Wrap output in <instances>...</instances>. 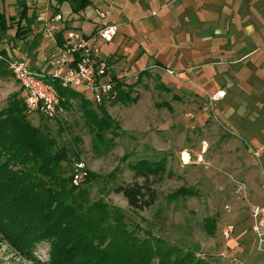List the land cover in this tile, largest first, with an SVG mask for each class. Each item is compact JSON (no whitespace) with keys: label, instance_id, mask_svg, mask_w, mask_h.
<instances>
[{"label":"rangeland","instance_id":"rangeland-1","mask_svg":"<svg viewBox=\"0 0 264 264\" xmlns=\"http://www.w3.org/2000/svg\"><path fill=\"white\" fill-rule=\"evenodd\" d=\"M49 2L37 5L34 0H26L30 10L37 13L28 40H8L9 36L4 35L0 43L9 51L14 49L17 58L34 72L47 74L48 80L52 67L46 59L51 45L47 42L38 45L33 35L35 28H40L39 24L44 28L40 18L52 13ZM0 8L6 15L18 11L16 0H0ZM69 8L68 2L63 3L61 12L68 15ZM85 12L90 15V8ZM103 44L113 48L111 44ZM260 53L255 55L256 58L262 55ZM118 78L129 83L131 97L137 98L135 101L105 103L113 121V132L107 133L109 140L105 145L94 141L82 115L79 97L70 102L66 117L34 113L28 114L29 119L48 130L59 144L78 153V160L72 158L71 163L81 161L83 173L90 171L98 176L91 195L102 196L109 204L120 207L128 221L142 224V220L150 221L158 214L165 218L164 225L169 228L177 223L185 225L187 238L199 247L195 257L207 264H264V237L263 250H259L251 216L254 205L264 204L261 177L264 150L258 158L251 151L257 145L264 148V110L257 106L248 115L249 111L243 106L215 108L207 95L197 100L174 99L160 86L154 71ZM12 94L23 96V91L12 76L0 78V109ZM160 102L166 105H160ZM251 102L247 101L248 104ZM92 107L96 109L93 103ZM230 111L233 114L221 113ZM139 159L163 160L165 165L160 180L152 181V189L157 193L154 203L144 209H133L121 194L110 189L113 185L131 181L130 164ZM111 172L113 176L109 178L107 175ZM178 187H192L195 194L168 202L167 194ZM205 222L207 232L203 227ZM258 227L260 231L264 230V224ZM172 230L166 236L174 243L181 234H177L175 228ZM224 231H227L226 235ZM47 256L46 242L35 244L26 254L0 236V264H40Z\"/></svg>","mask_w":264,"mask_h":264},{"label":"trees","instance_id":"trees-1","mask_svg":"<svg viewBox=\"0 0 264 264\" xmlns=\"http://www.w3.org/2000/svg\"><path fill=\"white\" fill-rule=\"evenodd\" d=\"M49 1L53 13H59V6L65 1L71 14L88 5V0ZM16 4V14L6 15L0 8V43L4 35L9 36L8 40L26 42L33 31L36 11L30 10L26 0H16ZM33 36L37 42L40 35ZM56 40L60 45L61 32L56 34ZM0 46V78H5L12 76L6 59L17 56L14 49L9 51ZM143 72L146 70L139 74ZM112 79L117 95L110 104L136 100L137 96L130 95L129 83L118 77ZM54 85L67 110L70 99L79 97L82 115L94 141L105 145L109 140L107 133L113 132L105 102L96 104L95 109L79 92L61 88L58 83ZM23 97L24 93L23 96L12 94L0 109L1 238L26 254L35 244L46 242L48 256L40 264H207L195 257L199 247L187 238L185 225L177 223L169 228L164 225L165 218L158 214L150 221L142 220V224L128 221L120 207L109 204L102 196L91 195L98 176L90 171H85L74 186L71 178L75 162L71 163V159L78 160V153L59 144L48 130L31 122ZM164 165L163 160L139 159L130 164L131 181L113 185L110 191L121 194L131 208L144 209L157 198L151 185L154 179L160 180ZM107 176L111 178L113 173ZM192 189L178 187L167 194V201L191 196L195 194ZM206 224L203 227L207 232ZM173 228L181 235L177 242L171 243L166 235Z\"/></svg>","mask_w":264,"mask_h":264},{"label":"crops","instance_id":"crops-1","mask_svg":"<svg viewBox=\"0 0 264 264\" xmlns=\"http://www.w3.org/2000/svg\"><path fill=\"white\" fill-rule=\"evenodd\" d=\"M94 8L109 11L106 20L118 29L107 42L113 48L99 43L111 78L154 71L174 99L209 98L222 89L215 108L243 106L248 115L257 106L264 110V0H88L77 14L62 13L65 26L93 33L99 24ZM37 35L38 45L52 49L50 39Z\"/></svg>","mask_w":264,"mask_h":264},{"label":"built area","instance_id":"built-area-1","mask_svg":"<svg viewBox=\"0 0 264 264\" xmlns=\"http://www.w3.org/2000/svg\"><path fill=\"white\" fill-rule=\"evenodd\" d=\"M109 11L94 8L98 27L93 33L85 34L77 28H66L61 13L45 14L41 17L43 37L53 42V47L47 56V62L52 67L49 75L34 72L20 58L6 59L7 68L24 93L23 101L27 114L39 113L43 116L66 117L68 110L63 104L64 98L58 94L54 83L61 88L74 91L82 90L80 94L93 104L110 102L117 95L115 81L110 77L105 59L100 57V42H110L117 34V26L106 20ZM61 32L62 42L57 44L56 34ZM166 73L175 74L171 69ZM122 80V79H121ZM124 81V80H123ZM125 82V81H124ZM220 89L209 95L211 101H217L224 96ZM72 101V99H70ZM264 150L262 145L251 148L255 158ZM83 175V163L77 161L73 165L71 182L79 184ZM262 186L264 188V167L261 169ZM254 230L258 236L257 248L263 250L264 230L258 226L264 224V204L254 205L251 210ZM260 216V217H259ZM259 217V218H258ZM257 222H255V219ZM227 234V231H224Z\"/></svg>","mask_w":264,"mask_h":264}]
</instances>
